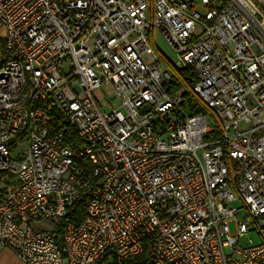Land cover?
Returning <instances> with one entry per match:
<instances>
[{
    "label": "built area",
    "instance_id": "built-area-1",
    "mask_svg": "<svg viewBox=\"0 0 264 264\" xmlns=\"http://www.w3.org/2000/svg\"><path fill=\"white\" fill-rule=\"evenodd\" d=\"M0 31V252L264 264V0H0Z\"/></svg>",
    "mask_w": 264,
    "mask_h": 264
},
{
    "label": "trees",
    "instance_id": "trees-1",
    "mask_svg": "<svg viewBox=\"0 0 264 264\" xmlns=\"http://www.w3.org/2000/svg\"><path fill=\"white\" fill-rule=\"evenodd\" d=\"M188 76V71H175L174 73H172V83L170 89L175 90L181 87L187 88L186 102L191 108V110L194 113H209L207 108L203 104H201V102L198 100V98L192 91L191 87L187 84L186 79L188 78ZM87 203V200L83 199L76 203L73 207H71L68 211L67 216L64 219V222L79 225L86 215L88 206ZM115 264L120 263L115 261ZM122 264H147V261L145 255L143 254L132 261Z\"/></svg>",
    "mask_w": 264,
    "mask_h": 264
},
{
    "label": "rangeland",
    "instance_id": "rangeland-1",
    "mask_svg": "<svg viewBox=\"0 0 264 264\" xmlns=\"http://www.w3.org/2000/svg\"><path fill=\"white\" fill-rule=\"evenodd\" d=\"M199 1L200 0H198V2ZM200 11H202V9H200ZM153 47L161 60L162 67L171 73L177 71V61H178L177 53L172 50V48L169 46L165 38L162 36L161 31L159 29L155 31ZM95 96L102 105H107V107L104 108V111L105 110L108 111L112 109L111 105L109 104L110 101L113 102V104H115L116 106H118V102L112 100L114 96L112 90L108 86H103L100 91L95 93ZM49 227L50 225H46V228ZM231 230L232 232H234L233 226H231ZM251 237L254 239L255 242L259 241L256 234H252ZM103 264H115V262L108 260Z\"/></svg>",
    "mask_w": 264,
    "mask_h": 264
},
{
    "label": "crops",
    "instance_id": "crops-1",
    "mask_svg": "<svg viewBox=\"0 0 264 264\" xmlns=\"http://www.w3.org/2000/svg\"><path fill=\"white\" fill-rule=\"evenodd\" d=\"M3 31H0V35ZM0 264H22L20 259L9 249H3L0 252Z\"/></svg>",
    "mask_w": 264,
    "mask_h": 264
}]
</instances>
